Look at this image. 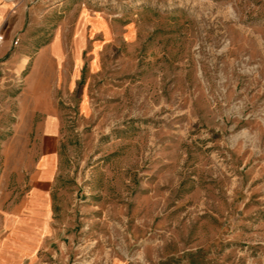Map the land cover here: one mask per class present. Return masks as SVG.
<instances>
[{"label": "rangeland", "instance_id": "1", "mask_svg": "<svg viewBox=\"0 0 264 264\" xmlns=\"http://www.w3.org/2000/svg\"><path fill=\"white\" fill-rule=\"evenodd\" d=\"M39 2L0 74V192L57 153L40 264H264V0ZM54 38L80 61L28 78ZM31 82L59 123L18 116Z\"/></svg>", "mask_w": 264, "mask_h": 264}, {"label": "crops", "instance_id": "2", "mask_svg": "<svg viewBox=\"0 0 264 264\" xmlns=\"http://www.w3.org/2000/svg\"><path fill=\"white\" fill-rule=\"evenodd\" d=\"M0 0V33L5 36V48L0 55V74L7 71L14 76L29 57L25 54L23 42L24 31L34 28L39 21L41 3L36 0ZM19 39L14 51L12 44ZM55 38L48 45L50 53L40 55L34 64L32 73H36L41 62L63 63L65 61H80L77 55L74 60L65 54L60 38L61 53L53 55ZM12 50V51H11ZM47 56V58H46ZM44 58V59H42ZM28 62V61H27ZM27 64V63H26ZM38 82V80H37ZM37 82L26 85L19 98L18 116L32 123L37 116L46 114L53 123H59V117L50 108L49 94L37 86ZM49 141L55 142V134L48 136ZM36 149L31 154H39ZM9 154V153H8ZM21 155L19 150L14 156ZM9 156V155H7ZM31 172L29 191L25 197H6L0 192V264H40V256L49 247L53 235V200L51 196L52 182L58 172L57 153L43 149L37 164L28 168Z\"/></svg>", "mask_w": 264, "mask_h": 264}]
</instances>
